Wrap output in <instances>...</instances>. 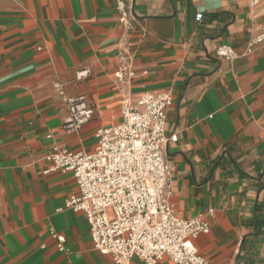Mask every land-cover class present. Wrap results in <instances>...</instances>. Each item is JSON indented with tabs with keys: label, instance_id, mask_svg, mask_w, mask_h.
Segmentation results:
<instances>
[{
	"label": "crops",
	"instance_id": "crops-1",
	"mask_svg": "<svg viewBox=\"0 0 264 264\" xmlns=\"http://www.w3.org/2000/svg\"><path fill=\"white\" fill-rule=\"evenodd\" d=\"M0 0V264H115L94 248L71 173L45 156L93 152L99 130L123 121L121 101L170 93L167 156L177 215L214 209L196 246L211 264H264V0ZM230 47L232 60L217 49ZM135 70L127 84L114 73ZM88 76L77 80L79 72ZM85 95L95 115L80 135L55 83ZM50 228L67 240L58 249Z\"/></svg>",
	"mask_w": 264,
	"mask_h": 264
},
{
	"label": "built area",
	"instance_id": "built-area-1",
	"mask_svg": "<svg viewBox=\"0 0 264 264\" xmlns=\"http://www.w3.org/2000/svg\"><path fill=\"white\" fill-rule=\"evenodd\" d=\"M120 21L129 25L132 9L124 0H115ZM254 4L258 0L253 1ZM264 45V26L254 36L248 52ZM217 56L232 60L235 53L228 46L217 49ZM122 64L114 73L116 82L127 84L136 72L121 56ZM79 72L77 80L88 76ZM55 88L69 115L64 129L80 135L95 115V105L85 95H70L66 83ZM170 93L145 92L132 102L121 101L123 121L97 132L93 152L74 153L55 147L45 156L49 167L43 174L55 171L71 173L78 193L66 202V208L84 213L94 248L111 256L115 264H211L200 254L196 240L211 232L209 219L214 209L190 219L176 213L172 197V170L167 156V112L173 104ZM58 249L69 253L67 240L50 228Z\"/></svg>",
	"mask_w": 264,
	"mask_h": 264
}]
</instances>
